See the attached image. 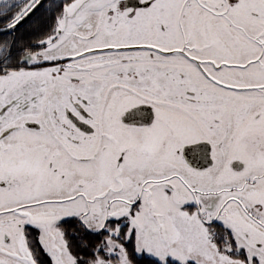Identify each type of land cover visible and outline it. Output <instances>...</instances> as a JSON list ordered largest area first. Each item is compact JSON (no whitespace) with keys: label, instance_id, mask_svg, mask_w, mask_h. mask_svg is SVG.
<instances>
[{"label":"snow or ice","instance_id":"obj_1","mask_svg":"<svg viewBox=\"0 0 264 264\" xmlns=\"http://www.w3.org/2000/svg\"><path fill=\"white\" fill-rule=\"evenodd\" d=\"M0 264H264V0H0Z\"/></svg>","mask_w":264,"mask_h":264}]
</instances>
